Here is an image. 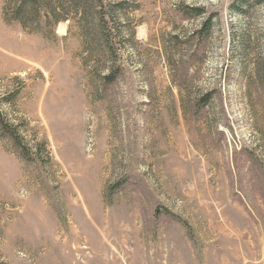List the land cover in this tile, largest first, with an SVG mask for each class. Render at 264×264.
<instances>
[{
  "label": "rangeland",
  "instance_id": "374dc122",
  "mask_svg": "<svg viewBox=\"0 0 264 264\" xmlns=\"http://www.w3.org/2000/svg\"><path fill=\"white\" fill-rule=\"evenodd\" d=\"M234 1L103 0L99 36L0 0V113L29 147L0 135V264H264V0Z\"/></svg>",
  "mask_w": 264,
  "mask_h": 264
},
{
  "label": "trees",
  "instance_id": "16d2710c",
  "mask_svg": "<svg viewBox=\"0 0 264 264\" xmlns=\"http://www.w3.org/2000/svg\"><path fill=\"white\" fill-rule=\"evenodd\" d=\"M3 2L2 17L4 20L7 22H18L22 28L28 32H34L35 29H31L30 26L38 24L42 18H45V23L51 22L50 18H53L52 22L56 24L63 20L66 21L70 15L79 17V22H81L85 28L89 26L88 23L94 24L95 30L98 31L99 36L101 32H104L105 15L103 12V0H3ZM124 4L125 1H118L115 3V7L112 8L113 12L110 14L111 18L114 17V14L119 17L118 10H121ZM231 8L234 12L242 13L243 15L247 14L245 0H235ZM181 11L185 15V18H202L204 8L182 6ZM204 17L200 29L193 34L194 38L206 40L210 35L212 15L207 18ZM232 36L234 37V33H232ZM242 40L241 50L245 52L246 36ZM104 78L109 80L110 75H105ZM204 102L206 101H203L202 104H204ZM0 135L10 140L11 145L20 150L21 155H27L26 152L29 151L27 143L23 142L17 128H15L11 122L3 118L1 113ZM25 160L30 161L31 158L28 157Z\"/></svg>",
  "mask_w": 264,
  "mask_h": 264
},
{
  "label": "bare ground",
  "instance_id": "6f19581e",
  "mask_svg": "<svg viewBox=\"0 0 264 264\" xmlns=\"http://www.w3.org/2000/svg\"><path fill=\"white\" fill-rule=\"evenodd\" d=\"M100 245H101V244H100ZM100 251H101V253H100V254H102V255L104 256V254H105V251H106V250H105V248H104V247H103V248H101V250H100ZM103 260H104V259H101V261H103ZM104 261H106V260H104Z\"/></svg>",
  "mask_w": 264,
  "mask_h": 264
}]
</instances>
